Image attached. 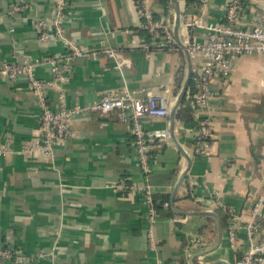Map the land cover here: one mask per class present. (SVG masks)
Here are the masks:
<instances>
[{
    "label": "crops",
    "instance_id": "1",
    "mask_svg": "<svg viewBox=\"0 0 264 264\" xmlns=\"http://www.w3.org/2000/svg\"><path fill=\"white\" fill-rule=\"evenodd\" d=\"M154 1L173 29L180 10L179 37L185 18L201 12L197 2L171 0L166 8ZM227 3L211 0L205 21H223ZM15 4L25 8L10 15ZM69 4L65 36L97 52V58H74L65 82L48 92L49 103L59 106L64 94L68 107L89 105L124 86L154 91L168 97L170 114L148 118L146 129L166 134L151 138L149 173L141 167L131 123L116 112L74 116L71 137L57 141L50 157L23 152L40 134V107L26 79L12 81L0 73V145L14 150L0 156V244L33 256V264H235L241 247L228 242L225 209L246 222L264 192V54L237 57L227 81L215 77L210 107L203 111L195 99L199 88L193 70L204 65L203 55L192 58L185 48L144 50L147 37L138 30L134 0ZM262 13L264 0L249 2L237 26L250 28ZM54 15V0H0V69L7 61L66 56L62 40L53 34L42 40L36 27L37 18ZM206 34L203 28L194 31L200 41ZM107 46L127 61L122 70L103 51ZM35 72L40 79L52 78L47 63ZM185 97L191 98L196 119L212 117L211 145L202 154H195L197 128L177 118ZM189 159L190 170L180 183ZM121 180L135 187L149 182L156 193L170 195L164 211H156L155 247L148 235L147 203L138 191L118 187ZM205 211L221 219L218 246V219Z\"/></svg>",
    "mask_w": 264,
    "mask_h": 264
},
{
    "label": "built area",
    "instance_id": "2",
    "mask_svg": "<svg viewBox=\"0 0 264 264\" xmlns=\"http://www.w3.org/2000/svg\"><path fill=\"white\" fill-rule=\"evenodd\" d=\"M211 0H199L201 10L199 15L185 18L182 37H176L173 25L160 11L154 0H134L135 7L140 17V28L147 33L143 49L180 50L187 48L192 58L199 54L206 58L204 65L194 68L195 80L198 92L195 99L200 110H207L211 104V81L215 77H221L227 81L234 69V61L244 55L264 54V13L256 17L250 28L237 26L239 16L249 2L257 0H228L225 19L220 22L208 23L204 19V12ZM55 15L51 19L37 18L36 27L42 40H47L51 34L64 42L67 50L62 59L49 57L45 60L33 61H7L0 73L10 80L16 81L24 78L29 83L32 93L35 95L40 107V134L33 144L23 149L26 153H39L50 157L54 153L57 141H65L72 135V119L79 114L108 115L116 112L123 121L131 123L134 135L135 148L137 150L141 167L145 173L150 172V141L153 136H162L166 133L151 132L146 129V122L151 117H164L170 114L169 99L163 94L147 91L132 90L124 86L120 89L108 91L98 101L89 104H76L68 107L64 94L60 95L59 106H53L48 101V92L63 84L70 68L71 61L76 57L91 56L97 58V52H89L78 45L74 40L65 36V15L70 0H54ZM24 5L15 4L9 10L10 15L20 13ZM197 28L206 30V40L200 41L194 35ZM153 42V43H151ZM155 45V46H153ZM103 51L115 61V67L123 69L127 61L119 55L118 49L107 46ZM49 64L52 70V78L45 80L36 76L35 69L39 65ZM212 117H205L196 130L195 154L204 153L211 145L213 131ZM13 148L7 144L0 145V156L13 152ZM194 181L190 180V190L193 192ZM118 187L135 190L141 193L148 205L149 239L152 247H155L153 236L156 221V193L155 186L146 182L140 187H135L125 180L117 183ZM164 205L168 206V202ZM229 215L227 226V239L232 247H241V253L235 264H264V192L256 199L251 210L250 219L241 221L240 216L232 209H225ZM244 233V240L241 237ZM244 244H241L242 241ZM204 244V242H200ZM240 245V246H239ZM38 256H43L39 253ZM35 258L27 255L19 248L5 247L0 244V264L14 261L17 264H33ZM158 264H164L159 260Z\"/></svg>",
    "mask_w": 264,
    "mask_h": 264
},
{
    "label": "trees",
    "instance_id": "3",
    "mask_svg": "<svg viewBox=\"0 0 264 264\" xmlns=\"http://www.w3.org/2000/svg\"><path fill=\"white\" fill-rule=\"evenodd\" d=\"M161 2H162V5H164L166 8H169L171 5L170 4L171 0H161ZM190 2H197V4H198L199 0H187V3H190ZM138 30H139L140 34H142V35L144 34V36L148 37L145 30H143L141 28H138ZM191 92H194V91H191ZM177 118L181 119L183 122H185L187 124H191V125L195 126L196 128L199 127L200 122L203 120L202 117L200 119L195 118L194 108L192 107V104H191V98H186V97L183 99L182 104L177 111ZM150 155H151V152H150ZM154 198L156 201L155 209L158 212L164 211V208H165L164 204L167 202L168 203L170 202V195H167V194L155 193ZM171 214L173 215V213H171ZM171 214L168 213L169 216ZM202 230H201V232H202Z\"/></svg>",
    "mask_w": 264,
    "mask_h": 264
},
{
    "label": "water",
    "instance_id": "4",
    "mask_svg": "<svg viewBox=\"0 0 264 264\" xmlns=\"http://www.w3.org/2000/svg\"><path fill=\"white\" fill-rule=\"evenodd\" d=\"M177 11L178 12H177V16H176L175 29H174L175 31L174 32H175L176 37L178 38L179 37V28H180V25H181V13H180V10L179 9ZM185 49H186L187 55H189V50L187 48H185ZM188 82H189V80H188ZM187 84L185 85V88H184V90L182 92V96H184L185 93H186ZM174 114H175V109L172 111L173 120H174ZM190 164H191V159H189V167L184 171L180 183L183 181V179L185 178V176L188 174V172L190 170ZM204 213L205 214L214 215L218 219V228H219V236H218L219 239H218V243H217V246H218L221 243L222 236H223V225L221 223V219H220V217L218 216V214L215 211H205Z\"/></svg>",
    "mask_w": 264,
    "mask_h": 264
}]
</instances>
